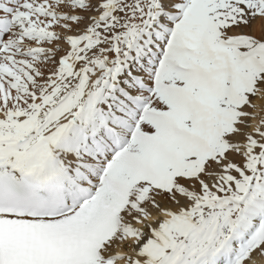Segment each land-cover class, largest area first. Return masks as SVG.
<instances>
[{
	"label": "snow or ice",
	"instance_id": "1",
	"mask_svg": "<svg viewBox=\"0 0 264 264\" xmlns=\"http://www.w3.org/2000/svg\"><path fill=\"white\" fill-rule=\"evenodd\" d=\"M0 264H264V0H0Z\"/></svg>",
	"mask_w": 264,
	"mask_h": 264
}]
</instances>
